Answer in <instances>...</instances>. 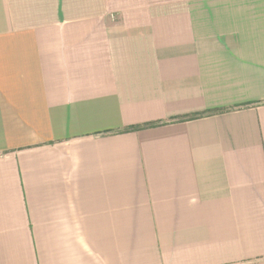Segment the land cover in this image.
I'll return each instance as SVG.
<instances>
[{"label": "crops", "instance_id": "obj_1", "mask_svg": "<svg viewBox=\"0 0 264 264\" xmlns=\"http://www.w3.org/2000/svg\"><path fill=\"white\" fill-rule=\"evenodd\" d=\"M0 264H264V0H0Z\"/></svg>", "mask_w": 264, "mask_h": 264}, {"label": "trees", "instance_id": "obj_2", "mask_svg": "<svg viewBox=\"0 0 264 264\" xmlns=\"http://www.w3.org/2000/svg\"><path fill=\"white\" fill-rule=\"evenodd\" d=\"M203 115H198V116H192V117H188L186 119L181 120L180 122H185L187 120H193V119H197V118H201ZM155 125H148V126H144L143 128H151L154 127Z\"/></svg>", "mask_w": 264, "mask_h": 264}]
</instances>
